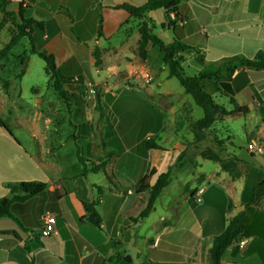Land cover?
<instances>
[{
    "label": "crops",
    "instance_id": "0c3cea01",
    "mask_svg": "<svg viewBox=\"0 0 264 264\" xmlns=\"http://www.w3.org/2000/svg\"><path fill=\"white\" fill-rule=\"evenodd\" d=\"M145 2L8 1L7 10L18 23L21 8L24 18L44 24L38 50L54 58L68 95L64 100L68 118H43L50 105L34 90L36 119L12 122L26 126L36 141L26 148L0 115L11 132L0 125V197L24 195L11 193L9 183H46L42 193L12 204L14 218L0 217V264H118L120 260L109 259L127 257L123 254L129 245L136 248L140 264H208L213 237L244 210L249 236L242 239L249 241L239 245L236 254L228 248L220 264H264V66L234 60H256L260 55L264 64V0H181L176 12L186 22L173 27L168 26L169 13L162 8L138 17L117 7ZM145 22L165 44L191 38V50L182 62L185 72L198 75L205 68L218 67L220 76L203 78L202 88L226 110L245 106L247 113L216 118L204 138L195 142L191 124L203 116L202 109L169 76L159 48L151 41L146 43L144 60L135 54L139 27ZM3 29L9 30L10 25ZM28 45L27 39H21L0 61V110L8 115L17 108L11 96L17 76L4 74L20 71L23 55V76L30 73L33 54ZM16 47L20 48L13 50ZM5 78L7 88L1 82ZM234 119H242L238 123L245 144L232 139ZM62 126L69 131L62 134ZM66 140L75 147L73 168L57 155ZM146 140L156 147L146 148ZM249 143L253 150L247 149ZM206 149L222 159L235 158L239 176L232 179L218 163L203 158ZM210 161L214 166L205 170ZM188 165L196 169L192 178L179 179ZM95 166L100 168L92 171ZM151 169L155 172L149 184L168 169L169 183L151 213L135 220L148 197L146 191L136 192V187ZM174 179L179 181L180 194H170L166 210L158 212L160 196ZM197 189H203L200 201L196 193L190 195ZM87 200L96 204L99 228L82 219V201ZM47 212L56 214V230L42 237L39 224Z\"/></svg>",
    "mask_w": 264,
    "mask_h": 264
},
{
    "label": "trees",
    "instance_id": "16d2710c",
    "mask_svg": "<svg viewBox=\"0 0 264 264\" xmlns=\"http://www.w3.org/2000/svg\"><path fill=\"white\" fill-rule=\"evenodd\" d=\"M180 1L181 0H146V2L141 6L121 4L117 7L127 10L128 13L133 16L142 17L144 12L159 8L166 10L168 13L170 11H176ZM7 4L8 0H3L0 2V13L2 14L0 19V32L7 23L10 25V29H7L10 34L9 40L4 45V47L0 49V61L9 54L10 50L21 39H27L30 45L29 53L37 55L45 62L47 85L51 86L54 91L58 93V95L64 97L66 92L62 89V82L58 78L57 68L54 63L53 56L38 50L41 45L39 42V37L44 32V24L32 18H24L21 8H19L18 13L20 23H18L14 13L7 10ZM168 22L169 27L174 26V22L170 21L169 17ZM139 32L141 34V38L138 41L137 48L135 49V54L137 57L140 60H144L147 57L145 46L147 41H151L159 48V51L162 55V61L169 69V76L176 78L184 89L185 93L190 95L194 103L202 109L203 116L191 124V131L194 135L195 142L204 138L205 132L212 125L216 118L226 115L247 113L248 110L245 106L235 105L232 110H226L224 106L217 104L213 97L202 88L200 81L203 78L220 76V69L218 67L205 68L198 75H188L185 72L182 62L184 60L185 54L191 50V38L182 40L176 38L173 42L165 44L161 41V39L149 31V25L146 22L139 27ZM95 56H97V53ZM24 59H26L25 55L22 56L21 69L17 75L18 78L24 73ZM234 60L246 66H255L257 68L264 66V64L259 62L261 61L260 55L256 60H248L239 57H235ZM96 61L98 63L100 62L98 58H96ZM3 84L4 88H7V81H4ZM0 125L8 130L1 118ZM145 146L146 148L156 147V145L149 140L145 141ZM201 156L205 159L218 163L221 169L227 172L232 179H236L239 176L237 160L235 158L222 159L209 149L202 151ZM99 168L100 166H95L92 168V171H97ZM154 172L155 171L153 169L149 170V172L143 176L139 185L136 187V192L146 191L148 197L144 208L139 213L138 217L135 218V220L146 218L151 213L157 197L159 196L162 189L169 183L170 170L168 169V171L158 174L155 181L152 184H149L148 180L150 176L154 174ZM7 187L11 193L22 191L24 195L0 197V217H13L11 214L12 204L14 202L24 201L30 196L42 193L46 188V183L40 181H19L9 183L7 184ZM194 194L195 192H190L191 197L194 196ZM82 204L85 212L82 218L83 221L89 225L99 228L101 224V218L95 208L96 204L88 200L82 201ZM248 224L249 216L246 210L241 211L233 216L226 224L224 230L213 237L211 247L209 248L207 254L208 264H220L221 257L228 248H231L232 254H236L239 250V242L242 240V238L249 236ZM234 243H237V246H234ZM113 258L114 260H112ZM116 260H120L118 264H133L129 256L123 258L121 255H116L109 259L110 262Z\"/></svg>",
    "mask_w": 264,
    "mask_h": 264
},
{
    "label": "rangeland",
    "instance_id": "374dc122",
    "mask_svg": "<svg viewBox=\"0 0 264 264\" xmlns=\"http://www.w3.org/2000/svg\"><path fill=\"white\" fill-rule=\"evenodd\" d=\"M9 31L7 29H3L0 32V49L3 46V43L6 42V39L8 38ZM24 42H27L24 40ZM29 46V45H28ZM20 47H16L15 51H17ZM32 57V62L30 64V73L26 76H21V77H16L19 74V69L15 70H10L9 72L5 73V77H14L15 79L11 78L10 80L14 81V87L11 88V96L13 99L17 100V106L15 105L14 107H17L14 112L11 115H8V113L3 112L0 110V115L1 117L9 124V129L16 135L18 139L24 144V146L27 148L28 144L33 143L35 145L36 141H34L33 138H30L28 128L26 126H23L21 124H13L12 122L14 120H27V119H36L34 116L35 111L37 108L34 107V100L36 93L35 91L38 92V95L44 96V102H49L48 107L44 109L43 112V118H48V119H61V120H67L68 118V112L66 111L65 108V103L64 100L66 101L68 98V95H65L64 97H61L58 95L54 89H50L47 85V76L45 71L42 69V67H45V62L39 58L37 55L33 54L31 55ZM8 78L1 79V82L4 83V81H7ZM4 85V84H3ZM35 90V91H34ZM95 115H99L98 112H93ZM242 119H234L232 122L234 123V127H232V132H233V137L234 143L240 144L244 143L245 144V139L243 138V127L241 126L240 123ZM25 124V123H23ZM8 129V131H9ZM62 131V134L64 131H69L68 127L62 126L60 128ZM11 134V132L9 131ZM61 134V135H62ZM221 135H225L224 132L220 133ZM58 157L61 159V162H64L67 166L73 168L74 166V161L73 159L75 158V147L74 144L71 143L69 140H66L65 143L62 145L58 152ZM83 162V161H82ZM213 162H206L204 165L205 170L211 169L214 165ZM196 169L193 168L192 165H188L186 169H184L181 173L178 174V178H184V179H191L192 178V173H195ZM179 181L173 180L171 185L167 188L166 191L162 193L160 196V199L158 201V212H163L166 209V204L170 199V194L173 195H179L181 188L179 187ZM190 199V204L195 207V203ZM41 227V222L39 224V229ZM35 234V233H34ZM114 260V258L112 259ZM106 264H111V263H106Z\"/></svg>",
    "mask_w": 264,
    "mask_h": 264
},
{
    "label": "built area",
    "instance_id": "2783aa9c",
    "mask_svg": "<svg viewBox=\"0 0 264 264\" xmlns=\"http://www.w3.org/2000/svg\"><path fill=\"white\" fill-rule=\"evenodd\" d=\"M9 2H16L18 0H8ZM168 17H169V20L170 21H173L174 23H177L178 25H183L185 24L186 20L184 17L178 15V13L176 11H170L169 14H168ZM144 78L147 80V81H150L151 80V76L149 75V73H145L144 74ZM247 149L248 150H253L254 149V146L252 143H249L247 145ZM203 192V189H197L196 190V196H195V199L196 201H200L201 200V194ZM40 222H41V227H40V236L42 237H46V236H49L51 233L55 232V225H56V222H57V216L55 213L53 212H47L45 213L41 219H40ZM247 241H249L248 239H242L240 242H239V245H243L244 243H246Z\"/></svg>",
    "mask_w": 264,
    "mask_h": 264
},
{
    "label": "water",
    "instance_id": "95a60500",
    "mask_svg": "<svg viewBox=\"0 0 264 264\" xmlns=\"http://www.w3.org/2000/svg\"><path fill=\"white\" fill-rule=\"evenodd\" d=\"M234 246H237V243H234ZM123 255L129 256L133 264H140L137 259V250L135 247L129 245L128 250Z\"/></svg>",
    "mask_w": 264,
    "mask_h": 264
}]
</instances>
